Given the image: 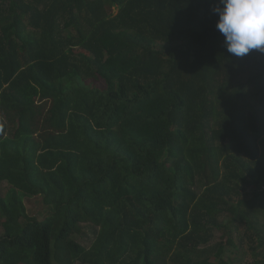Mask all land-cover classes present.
<instances>
[{
	"label": "trees",
	"instance_id": "1",
	"mask_svg": "<svg viewBox=\"0 0 264 264\" xmlns=\"http://www.w3.org/2000/svg\"><path fill=\"white\" fill-rule=\"evenodd\" d=\"M218 5L0 0V264H264V53Z\"/></svg>",
	"mask_w": 264,
	"mask_h": 264
},
{
	"label": "clouds",
	"instance_id": "2",
	"mask_svg": "<svg viewBox=\"0 0 264 264\" xmlns=\"http://www.w3.org/2000/svg\"><path fill=\"white\" fill-rule=\"evenodd\" d=\"M213 12L218 14L216 28L230 55L264 53V0H219Z\"/></svg>",
	"mask_w": 264,
	"mask_h": 264
},
{
	"label": "rangeland",
	"instance_id": "3",
	"mask_svg": "<svg viewBox=\"0 0 264 264\" xmlns=\"http://www.w3.org/2000/svg\"><path fill=\"white\" fill-rule=\"evenodd\" d=\"M8 187L9 186L6 183H4L0 187V190H2V192H6L8 190ZM38 202L36 201V199H31V200L26 201V206H27L29 214H35L41 210V206L40 204H38ZM227 221H228L227 218L223 219V222L225 224ZM258 224L259 225L257 227L260 230H264V220L260 219L258 221ZM84 231L87 232V229H84ZM1 232H3L2 227H0V233ZM84 235L86 234L83 232L82 234L78 235V237H75V239L82 242V244H84L86 247H89L91 245V242H92L91 240H93V238L87 237V235L86 236ZM241 235H242V232H241ZM222 236H223V232L215 231L214 238L209 246L214 247L216 244L222 242L223 240ZM234 243H235L236 248L228 252L226 254V258L232 257L231 260H234L238 264H247L249 261H251L253 257H252V254L250 253L248 245H252V244H247L246 241L242 238V236L238 235V233H235L234 235ZM256 253L257 255L264 254V251L260 249Z\"/></svg>",
	"mask_w": 264,
	"mask_h": 264
}]
</instances>
